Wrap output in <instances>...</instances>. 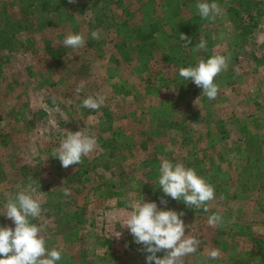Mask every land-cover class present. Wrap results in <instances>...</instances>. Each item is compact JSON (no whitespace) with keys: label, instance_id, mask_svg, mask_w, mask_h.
Returning <instances> with one entry per match:
<instances>
[{"label":"rangeland","instance_id":"obj_1","mask_svg":"<svg viewBox=\"0 0 264 264\" xmlns=\"http://www.w3.org/2000/svg\"><path fill=\"white\" fill-rule=\"evenodd\" d=\"M217 3L222 14L202 19L196 0H0V204L34 189L46 214L33 222L46 225L60 264H145L120 224L142 198L164 207V159L215 189L207 211L166 198L202 241L185 264H264V0ZM76 32L84 47H65ZM201 40L206 49L194 50ZM213 54L229 59L209 100L178 69ZM90 95L104 105L84 108ZM78 130L98 151L64 168L51 153ZM217 212L223 223L211 227ZM0 224L12 226L2 215ZM211 247L220 259L205 260Z\"/></svg>","mask_w":264,"mask_h":264},{"label":"clouds","instance_id":"obj_2","mask_svg":"<svg viewBox=\"0 0 264 264\" xmlns=\"http://www.w3.org/2000/svg\"><path fill=\"white\" fill-rule=\"evenodd\" d=\"M197 13L202 19H214L222 14L217 0H196ZM91 38L100 39L97 30L91 32ZM180 41L191 44V38L181 33ZM63 45L72 49H79L85 45L82 33H68L64 36ZM206 41L201 40L194 50L206 49ZM228 57L222 54L210 55L207 59H200L195 65L181 66L178 75L183 81H191L201 88L202 95L209 100H215L219 93V86L215 77L228 68ZM85 83L81 81L77 91H81ZM105 96H88L82 101L84 108L98 110L105 103ZM98 151L95 135L86 134L81 130L69 131L59 141L58 147L51 155L58 159L61 166L68 168L78 165L84 157ZM158 188L163 196L156 201L143 198L128 206L120 227H126L133 238V243L145 256V264H185V258L197 253L201 246V239L197 235L186 232L183 220L184 212L167 207L168 199L182 201L186 207L208 210L207 204L215 198L214 186L197 170L187 167L181 161L164 159L159 165L157 178ZM34 189L25 188L15 193H6L0 204V215L12 222V226L0 224V264H60L63 252L58 248L47 247V241L42 232L46 225L34 223L44 213L43 201L34 195ZM63 195H71L69 188L63 189ZM211 227L223 223L220 213H214L207 219ZM115 235L117 238L121 236ZM163 252L164 254L158 255ZM220 249L211 247L206 249L205 260L220 259Z\"/></svg>","mask_w":264,"mask_h":264},{"label":"trees","instance_id":"obj_3","mask_svg":"<svg viewBox=\"0 0 264 264\" xmlns=\"http://www.w3.org/2000/svg\"><path fill=\"white\" fill-rule=\"evenodd\" d=\"M137 30L138 31H141V30L143 31V29H141V28H137ZM148 33H149L148 34L149 36L153 35L152 32H148ZM151 37H152L151 39H153V36H151ZM144 39H145V37L142 36L141 40H144ZM144 41L146 42V40H144ZM140 49H143V47L141 46ZM238 261H239V263H243V262H241L242 260H237L236 262H238Z\"/></svg>","mask_w":264,"mask_h":264}]
</instances>
